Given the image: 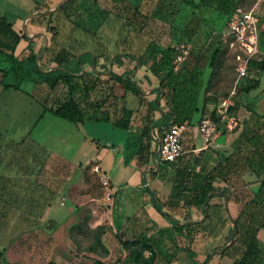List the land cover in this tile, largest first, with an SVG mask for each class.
Segmentation results:
<instances>
[{"label": "crops", "instance_id": "1", "mask_svg": "<svg viewBox=\"0 0 264 264\" xmlns=\"http://www.w3.org/2000/svg\"><path fill=\"white\" fill-rule=\"evenodd\" d=\"M34 1L37 5L33 14L44 12L51 9L53 4L61 2ZM109 1L106 0L108 4ZM178 1L152 0L151 3L160 4L162 8L163 4H177ZM195 2L199 5H189L195 11L207 6L200 0ZM92 4L104 3L100 0ZM45 16L48 15L38 16L23 27L22 19L13 23L14 30L21 36L15 54L19 58L31 53L38 57L42 54L40 69L50 72L58 67L55 61L46 67L42 66L49 39L42 21ZM157 21L159 20L155 17L145 21L142 32L163 47H176L177 44H172L171 29H167L165 23V26L159 27L160 23ZM194 21L193 26H190L193 27L190 36L195 37ZM259 25L262 50L258 59H252L257 61H261L264 55V23ZM219 33L221 32L205 36L203 48L195 49L178 69L175 68L176 71L181 70L178 71V81L171 87L162 88L159 78L151 69L132 55L118 51L114 43L111 49L102 54L81 51L70 60L67 59L62 66L66 68L64 70L78 76L85 75L87 82L95 77L107 79L110 95L103 110L111 114L116 112L114 102L119 98L122 105L133 110V114L130 125L124 132L116 130L120 127L111 121H70L60 134L53 131L40 145L35 144L49 148L55 160L48 167L61 170V177L67 178L60 191H66V196H62L66 201L49 206V211H63V205L66 204L68 210L65 219L56 220L57 225L50 235V247L63 253L69 249L71 244L68 243V228L73 220L76 217L81 219L83 209L88 205H95L102 200V197L93 195L92 184L87 176L89 165L95 162L100 164L102 171L109 177L115 196L113 199L117 201V206L121 205L123 218L119 220H122L123 231L137 232L139 226L153 222L156 225L153 232L166 229L170 235L165 236L161 243L172 242L181 246L187 226L209 222L215 225L218 212L219 216L225 217L226 232L233 228L238 230L235 220L239 216L252 227H258L263 222L264 71L257 65H251V60L248 75L238 77L230 95L222 97L215 92L213 72L217 64L210 65L214 50L209 46ZM94 38L103 49L104 40L98 36ZM223 45L225 44L221 42L222 48ZM62 48L68 49L65 45ZM2 67L7 66L4 64ZM217 72L216 70L215 73ZM113 73L129 79L130 87L126 88L111 78ZM256 80L259 82L257 87L244 90ZM206 96L209 98L204 101ZM224 98L230 100L228 115L237 119V126L232 131L223 128L207 143L198 123L203 116L212 115V112L216 116L220 101ZM47 112L51 111L43 108L36 122L41 121ZM179 122L186 124L182 135L183 155L172 163H156L155 156L163 132L171 124ZM88 125H91L90 128ZM106 127H109V137H103L107 136L103 132ZM99 129H102L104 135L98 133ZM254 130H257L254 136L262 139L260 146L252 142L254 137L251 139L249 132ZM58 144L62 146L61 149H58ZM68 150L75 154H65ZM65 169L69 171L65 172ZM75 189H79L78 198L75 196ZM108 217L107 214V219ZM98 218L97 215L93 217L97 225L101 223ZM129 218L131 219L128 220ZM174 223L182 225L184 233L175 230ZM211 225L208 227L209 231L213 227ZM206 231L203 229L196 235L197 243L204 239L202 235ZM257 238L264 242V228H259Z\"/></svg>", "mask_w": 264, "mask_h": 264}, {"label": "rangeland", "instance_id": "2", "mask_svg": "<svg viewBox=\"0 0 264 264\" xmlns=\"http://www.w3.org/2000/svg\"><path fill=\"white\" fill-rule=\"evenodd\" d=\"M87 4H91V1L66 0L59 9L42 18L49 35L43 67L52 61L56 62V56L64 45L70 52L69 60L81 51L102 54L111 49L113 43L104 42L102 49L103 46L96 42L94 36L97 35L93 34L92 22L97 17L93 11L88 10ZM36 5L34 0H0V15L6 16V20L12 23L22 19L23 27L25 19L34 13L32 11ZM52 6L55 8L58 4ZM237 6L243 10L254 9L259 23H264V0H234L223 9H218L216 4H210L196 11L184 0H179L177 4H163L157 15V22L160 23L159 27L167 24L166 28L171 29L173 45L189 42L191 51L194 52L197 48H203L205 36L226 29ZM193 21L196 23L195 37L190 36L193 32V27H190L193 26ZM221 50L222 56L215 67L218 72L213 77V90L220 96L227 97L238 79V62L230 48L223 45ZM4 64L7 67L9 65L1 56L0 66ZM37 68L44 72L38 65ZM35 81L42 80L34 70L21 83L20 90L5 89L0 85V264H47L49 260H56L60 264H94L96 261L124 264L130 249H124L119 239L127 240L130 235L122 230L121 205L117 206V201L113 199L114 194L107 200L106 189L99 175L93 172L92 164L89 165L87 176L92 184L93 195L102 197V200L95 205H88L83 209V217L73 220L68 228V243L71 244L69 249L63 253L50 247V235L57 225L56 220L65 219L68 210L66 204L63 205V211H49V206L66 201L62 197L66 196V191H60L67 178L61 177V170L48 167L55 156L48 147L38 145L51 132L60 134L70 121L47 112L41 121L36 122L43 105L31 94ZM98 86L100 93L107 94V79H100ZM66 97V87L60 84L51 103ZM90 126L88 125L89 128ZM108 126L113 128L112 125ZM107 128L109 127L103 130L107 136L103 137H109ZM116 130L125 131L122 128ZM103 132L99 129L98 133L104 135ZM59 145L58 149H61L62 146ZM65 154L74 155L75 152L68 150ZM64 171L68 172L69 169ZM75 192L78 198L79 189H75ZM95 215L101 222L98 225L93 220ZM224 224L225 217L222 215L217 217L210 231L203 227L207 231L199 243L196 242L195 234L189 238L185 235L181 247L172 242H162L157 246L155 264H203L208 253H212L208 264H232L234 260L241 258L245 243L240 241L241 234L238 231L234 240L235 231L231 239H228L232 231H224ZM257 233L256 231L255 248L252 249L254 257L250 264H264V242L259 241Z\"/></svg>", "mask_w": 264, "mask_h": 264}, {"label": "trees", "instance_id": "3", "mask_svg": "<svg viewBox=\"0 0 264 264\" xmlns=\"http://www.w3.org/2000/svg\"><path fill=\"white\" fill-rule=\"evenodd\" d=\"M90 1L98 3L100 0ZM151 1L152 0H110L108 4L106 0L105 2L103 0L104 4H92L91 2V4H87V8L93 11L97 17V19L92 22L93 34L103 39L106 44L114 43L118 51L124 54H130L141 64L146 65L159 78L162 88L165 86L171 87L178 81V71L181 70H175L174 59L176 56V47H163L142 32L144 27L143 23L150 18H157L160 12L159 10L161 9L160 4H152ZM184 1L188 5H199L195 4V0ZM233 1L234 0H200V2L206 5L216 4L218 9L230 6ZM237 7L234 8V11ZM20 37L21 36L14 30L13 23L8 22L6 16L0 15V55L3 56L9 64L8 67L0 66V84L3 88L22 89L21 83L30 77L31 71L35 70L39 73L42 81H35V86L31 94L42 103L45 110H49L55 115L72 122H85L88 120L111 121L117 127L128 129L133 110L122 105V100L119 98H116L114 102L116 112L111 114L109 111L103 110V106L107 103L110 95L108 91L110 88H108L107 94L100 93L97 88L99 87L98 83L100 78L95 77L87 82V77L85 75L78 76L61 68L50 72H41L38 70V64L36 63L38 56L34 53L22 58H19L15 54L16 45ZM115 38H117L116 41ZM214 38L215 39L209 46V48L214 50L210 59L211 66L218 63L222 52L220 36L216 35ZM69 54L70 52L66 48L60 50L56 56L57 67L65 65ZM251 65H257L264 71V55L261 61L252 60ZM215 72H213V76ZM111 78L119 81L126 88L130 87L129 79L123 76L113 73ZM258 83L259 82L256 80L250 86L245 87L244 90L248 91L251 88L257 87ZM60 84L66 87L67 97L59 102L51 103L53 97H55V90ZM207 98H209V96L204 97V101ZM217 100L218 99H216V101ZM212 116L215 117L214 112H212ZM256 131L257 130H254L249 133H251V139L254 137L252 141L254 145L260 146L262 144V139H257L256 136H254ZM217 217H222L219 216V212L215 220H217ZM130 219L131 218L128 220ZM235 221L237 223L238 232L241 234L240 241L245 243V250L241 258L234 260L232 264H250L253 260L252 257H254L252 249L255 248L256 231L258 232L259 227L264 228V220L258 227H252L248 224V221L240 216ZM210 225L211 222L187 226L185 235L188 238L192 234L196 236L200 233L198 229L202 230L203 227H207L208 229ZM212 225H214V223ZM155 226L153 222H147L139 226L140 228H138L137 232L124 231L130 235L127 240L119 239L124 249H130L124 264H155L158 255L157 246L160 245L165 236L169 235L166 229H161L156 233L153 232L156 228ZM174 228L175 230L182 231L184 227L178 223H174ZM230 231L232 232L231 235L228 236V239H231L235 228ZM146 252H149V254ZM211 258L212 253H208L205 255L202 263L206 264ZM47 264L60 263L56 260H49ZM94 264L105 263L96 261Z\"/></svg>", "mask_w": 264, "mask_h": 264}, {"label": "built area", "instance_id": "4", "mask_svg": "<svg viewBox=\"0 0 264 264\" xmlns=\"http://www.w3.org/2000/svg\"><path fill=\"white\" fill-rule=\"evenodd\" d=\"M219 35L221 42L230 48L235 55L238 62V77H246L249 72L250 61L255 58L258 59V55L260 54L259 17L255 13V10H243L237 7L227 28L219 33ZM191 53V45L189 42L178 44L174 59L175 68L178 69L188 59ZM229 105V98H224L220 101L215 117L205 115L200 119L198 128L207 143L213 140L223 128L232 131L237 126V119L228 115ZM185 128L186 124L184 123H173L163 132L156 153L157 163H172L183 155L184 146L182 135ZM92 170L99 175L106 189L107 197H112L114 193L112 192L109 177L102 171L100 164L98 162L93 163Z\"/></svg>", "mask_w": 264, "mask_h": 264}, {"label": "water", "instance_id": "5", "mask_svg": "<svg viewBox=\"0 0 264 264\" xmlns=\"http://www.w3.org/2000/svg\"><path fill=\"white\" fill-rule=\"evenodd\" d=\"M66 2V0H61V2L58 4V6H56L55 8H51V9H48V10H46V11H44V12H41V13H36V14H32L31 16H29L28 18H26L25 19V21H24V23L26 24L28 21H31L32 19H34V18H36V17H38V16H43V15H49V14H51L53 11H55V10H57V9H59V7L63 4V3H65ZM45 48H46V46H45ZM45 48H44V50H45ZM42 55V54H41ZM41 55L37 58V64H38V66L40 67V59H41ZM139 62V61H138ZM59 69L61 68V69H65L66 70V68H64V67H58ZM57 68V69H58ZM44 72H49V71H44ZM155 161H157V156H156V158H155ZM157 163V162H156ZM237 229L235 230V233H234V238H233V240L235 239V237H236V235H237ZM232 240V241H233ZM222 252V250L221 251H219L218 253H221ZM211 259H209L207 262H206V264H208V262L210 261Z\"/></svg>", "mask_w": 264, "mask_h": 264}]
</instances>
